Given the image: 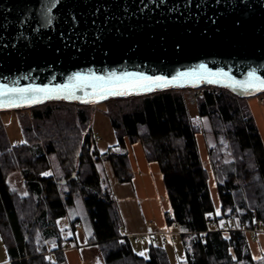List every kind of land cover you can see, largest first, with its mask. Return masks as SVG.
Returning a JSON list of instances; mask_svg holds the SVG:
<instances>
[{"label":"trees","instance_id":"1","mask_svg":"<svg viewBox=\"0 0 264 264\" xmlns=\"http://www.w3.org/2000/svg\"><path fill=\"white\" fill-rule=\"evenodd\" d=\"M186 96L196 102L211 134V142H205L218 217L196 140L200 126L187 111ZM103 103L116 138L104 152L97 149L91 129L94 104L51 100L28 107V116L18 115L17 142L10 141L0 116V237L10 264L64 262L68 239L57 219L78 196L92 226L86 242L96 246L103 264H171L163 242L173 245L178 239L184 251L179 264H264V253L252 258L246 238L247 232L264 231V144L247 97L205 85ZM134 142L147 162L159 165L170 205L163 213L168 231L160 236L161 244H148L146 256L135 253L130 238L122 236L117 201L97 168L108 161L116 182H130L134 171L126 146ZM13 172L23 180L24 196L7 183Z\"/></svg>","mask_w":264,"mask_h":264},{"label":"water","instance_id":"2","mask_svg":"<svg viewBox=\"0 0 264 264\" xmlns=\"http://www.w3.org/2000/svg\"><path fill=\"white\" fill-rule=\"evenodd\" d=\"M202 64L235 81H248L249 73L264 80V0H0V90L66 86L23 94L36 102L10 93L0 97L5 105L0 110L51 100L94 104L205 85L240 97L264 92L211 76L151 91L111 86L125 74L171 80L181 72H199ZM77 74L87 79L78 80Z\"/></svg>","mask_w":264,"mask_h":264},{"label":"rangeland","instance_id":"3","mask_svg":"<svg viewBox=\"0 0 264 264\" xmlns=\"http://www.w3.org/2000/svg\"><path fill=\"white\" fill-rule=\"evenodd\" d=\"M256 95H257V100L259 101V103L263 105L264 103H261V102H264V92H260ZM186 106H187V111H188L190 117L192 118L193 123L198 124L200 126V133L198 134V141H199L200 148L203 145L204 149H205V151L201 150V157L200 158H201L202 162L205 165H207V167L209 168V175L211 177L209 180V185H210L211 193H212V195H214L215 191H216L215 187H214V178H213L212 170L210 169V163L208 162L209 159H208L207 147H206V142H205V139L209 142H211V139H212L211 134L209 133L207 120L205 117H202L199 115L196 102L194 101V99L191 96H186ZM100 107H102V109ZM96 109L101 110L103 113L102 114L103 116L99 117L96 121L94 120V124L96 122V124L94 126H96V128H98L105 135L108 130L112 129V126H111L109 118L103 112L105 109V105H104L103 101L98 102V103H94V111ZM15 110H18V111H15ZM263 111L260 112L259 110H257V108L255 110L256 113H260V114H258L259 120H261L260 117L262 116ZM93 112L91 114V127H92V119L94 116ZM19 114L28 116V107L18 108V109L0 110V116H1V118L5 124L8 137H9L10 141H12V142H17L21 138V129H20V126L18 123V115ZM263 119H264V116H263ZM256 124H257V122H256ZM260 129H261V132L263 131L262 136L264 138V130L262 129V127H260ZM109 134L110 133H107L104 138L107 139ZM114 136H115V134H114ZM94 137H95V141H97L98 138L100 140L99 135H94ZM115 141H116V138H115ZM136 143L138 145H140V143H138V142L127 144L126 151L128 154L130 153L129 145H133ZM203 146H202V149H203ZM131 155H132L131 159H128V161H130L129 165L131 166V168L134 167V170L136 169L135 172H136L137 176L135 178V182H136V184H138L139 180H141V176H140L141 171H139V170H141V153L137 152L135 154V152L132 151ZM47 158L49 159L53 169H57V163L55 161V157H54L53 153H48ZM104 162L105 161L99 162L97 164V168L99 169L101 175L106 178L107 183L110 186L111 193L118 203V199H119L118 198V193H119L118 188L116 190V188L113 185V183H116V181H114V180L111 181L110 178L108 177V175L105 171V168L103 166ZM157 166H158L159 174L157 176L158 179L156 178V184H157V181H159L161 184L160 186H157L155 184V179L151 178V174L149 173L148 169L142 170V171H144L143 174H144V179H145V182H142V185L144 186V190H146V195L143 194L145 197H143V199H141V200L143 203H147L149 206L151 205L153 208V211H152L153 215H151V213H150L148 216H154V218H156L158 220L160 219V221L165 223L163 213H164V211L169 210L170 205H169L167 192H166V189H165V186H164V183L162 180V176L160 173L159 165L157 164ZM146 170H147V172H146ZM21 179L22 178H20V175L18 172H13V173H10L8 175L7 183L9 184L10 188L16 190L20 196H24L26 194V190H25L24 184L22 182L23 180H21ZM136 190H137V187H136ZM141 190L143 192L142 187H141ZM122 193H124V192H120V194H121L120 196H122V201L124 202V205H127L128 204L127 203V196L122 195ZM138 193L139 192L137 190V194ZM138 197H141V195H139ZM141 200H140V202H141ZM66 208H67L66 214L57 219V225L62 230L64 238L68 239V241L76 240L77 242L81 243L86 238V236H88L92 233V226H91L90 220L87 216L82 198L79 196L76 197L74 203L72 205H67ZM154 210H155V212H154ZM174 230H175V228H174ZM73 235H74L75 239L72 238ZM247 235H248L249 242L253 241L250 243L251 253L253 254V257H257V254L260 253V247H261V243L257 242V240H259V238L256 239L257 238L256 236L253 237L254 234L252 232H248ZM259 236L264 237V231L261 229H259V231H258V237ZM70 238H72V239H70ZM130 240H131L132 248L135 251V253H137L138 255H141V253H143V255H141V256L147 255V247L151 241L153 243H157V244L162 243L161 241H159L158 238H157V240H154L152 236H149L146 234H139L136 237H134V236L130 237ZM163 244L166 246L171 264H179L180 261H182L184 259V251H183V248H182V245H181L179 239H178V241L176 240V242L173 245L171 243H166V242H163ZM47 245H48V247H52L53 242L49 241V242H47ZM262 251H264V250H262ZM8 259H9L8 254L5 251L4 244L2 243V240L0 237V264H10Z\"/></svg>","mask_w":264,"mask_h":264},{"label":"crops","instance_id":"4","mask_svg":"<svg viewBox=\"0 0 264 264\" xmlns=\"http://www.w3.org/2000/svg\"><path fill=\"white\" fill-rule=\"evenodd\" d=\"M247 101L252 111V114L254 116L255 122H257V127L259 130L261 139L263 141V144H264V138L262 136L263 131L261 132V129H260V127H262V129L264 130V119H263L264 104L262 105L259 103V101L257 100V95L247 97ZM261 103H264V102H261ZM100 108L102 109V107ZM256 108L260 112L263 111V114L260 117L261 120L258 119V114L260 113L255 112ZM99 109H96L93 112L94 116L92 119L91 129L94 135L100 136V140L98 138V140L96 141V147L100 152H103L109 146L114 145L116 141H115V136H114L112 129L106 132V134L107 133H110V134L107 137V139H105L104 137L106 136V134L104 135L98 128H96V126H94L96 124V122L94 124V120L96 121L99 117L103 116L102 111ZM198 134L199 133L196 134V140H197V145L199 149V154L201 157V150L205 151V149L203 145H202L203 149H202V146L200 148L199 141H198ZM129 151L130 153L128 154L129 156L128 159H131L132 151H134L135 154L137 152L141 153V170L138 169L139 171H141L140 172L141 180H139L140 184L139 183L136 184L135 182V178L137 176L135 172L136 169L134 170V167H132L134 171V175L130 182L113 183L114 187L116 188V190L118 188V192H119L118 193L119 199H118L117 206H118V210H119L121 221H122L121 234L122 236H128L129 238L133 236L136 237L139 234H146V235L156 238L157 240V238L159 239L161 235H164V233L168 231V228L166 227V224L164 222L160 221V219L158 220L154 218V216H148L150 213L151 215H153L152 214L153 208L151 205L149 206L147 203H143L141 199H143V197H145L144 195H146V190H144V186L142 185V182H145L144 174H143L144 171L142 170L148 169L149 173L151 174V178L155 179V184H156V178L159 174L158 166L155 162L146 161L141 145H138L137 143L133 145H129ZM202 165L205 168L206 172L208 173V185H209V180L211 178L209 175V168L203 162H202ZM103 166L105 168V171L108 177L110 178L111 181H113L114 177H113V171L111 169L110 163L108 161H105L103 163ZM156 185L160 186L161 184L159 181H157ZM136 187L139 192L138 194H137ZM141 187L143 188V192L141 190ZM214 187H215V183H214ZM209 191H210V196L213 202L214 215L218 217L220 216V203H219L217 192L215 191V194L212 195L211 190H210V185H209ZM120 192H124L122 193V195L127 196V203H128L127 205H124V202L122 201V196H120L121 195ZM139 195H141V197H138ZM235 224L237 225L238 222L235 221ZM173 231L178 232V229L176 228ZM222 233L224 237L226 238L228 237L227 230H223ZM247 233H246V238H247L249 250L251 253L250 243L253 241L249 242ZM255 236L257 237L256 239L259 238L257 242L261 243L260 253L257 254V257H253V254L251 253L252 258L256 259V258H259L264 253V251H262L264 250V237H260V236L258 237V232L253 235V237ZM166 243H170V242L168 241ZM63 246L64 247H63L62 252L65 258V261L59 264H103L102 258L99 252L97 251L96 246L92 244H88L86 242V238L81 243L77 242L76 240L64 242Z\"/></svg>","mask_w":264,"mask_h":264},{"label":"snow or ice","instance_id":"5","mask_svg":"<svg viewBox=\"0 0 264 264\" xmlns=\"http://www.w3.org/2000/svg\"><path fill=\"white\" fill-rule=\"evenodd\" d=\"M223 77L227 78L231 84L239 85L242 88H253V87H259V88H264V80H259L254 73H249L250 79L248 81H235L232 78L227 76V73L221 71L218 72H211L209 71L205 65H200L199 66V72L196 70L190 71V72H181L178 73L177 76L172 77L171 80L167 79L166 77H148V76H137L133 79H128V74H125L124 77H115V84H112V87H117V88H124V89H142L144 91H151L153 88H163L167 87L169 85L174 84L177 80L180 79H207L208 77ZM77 79L78 80H84L87 79L86 77H81L80 74H77ZM95 80L97 81H102V77H94ZM95 87V85H93ZM66 86H61L59 89H49L47 87L44 88H8V89H3L0 90V97L8 96L10 93H20L21 96L19 99L21 100H29L32 99L33 102H36L34 98H30L26 95H23L24 93H43L47 94L49 92H54V91H62L65 90ZM105 85L100 86V92L102 93L105 91ZM112 94H120L123 95L125 92H119L115 93L113 92ZM101 98H104L103 95H101ZM8 104L11 106H17L12 103L11 100L8 101ZM0 106H5L2 102H0ZM47 175V173H46ZM143 255V253H141Z\"/></svg>","mask_w":264,"mask_h":264},{"label":"bare ground","instance_id":"6","mask_svg":"<svg viewBox=\"0 0 264 264\" xmlns=\"http://www.w3.org/2000/svg\"><path fill=\"white\" fill-rule=\"evenodd\" d=\"M213 188V187H212Z\"/></svg>","mask_w":264,"mask_h":264}]
</instances>
